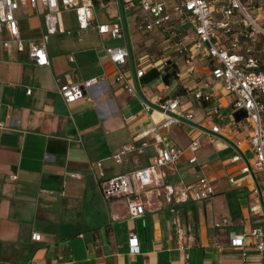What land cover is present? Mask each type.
I'll list each match as a JSON object with an SVG mask.
<instances>
[{
	"label": "crops",
	"instance_id": "obj_1",
	"mask_svg": "<svg viewBox=\"0 0 264 264\" xmlns=\"http://www.w3.org/2000/svg\"><path fill=\"white\" fill-rule=\"evenodd\" d=\"M95 1L97 11L109 3ZM228 1L211 0L219 8ZM116 3L112 13L107 11L108 20L101 21L97 11L95 20L113 22L123 13L126 37L109 44L129 47L130 56L122 66L109 58L103 46L112 39L109 34H100L92 24L94 32L79 45L66 21L65 31L51 36L57 46L51 48L49 39L50 64L37 65L30 46L41 41L43 7H22L16 12L26 48L21 51L11 42L0 50V120L8 125L0 127V264H264V250L253 240L236 246L230 238L233 230L264 226V179L242 172L244 159H232L239 150L253 162L254 154L247 120L236 118L233 94L213 74L217 61L193 46L196 35L191 26L140 30L141 8L126 12L122 0ZM75 21L82 40L90 27L83 30ZM177 39L191 47L190 62L176 51ZM218 39L230 44L220 30ZM258 43L264 47V37ZM257 50L259 56L264 53V48ZM172 65L177 75L166 81L165 71ZM139 69L144 70L141 76ZM122 73L136 93L125 88L119 78ZM94 76L102 81L80 99L64 100L62 83ZM197 88L211 94L212 100L196 98ZM86 93L93 99H87ZM175 96L180 97L176 115L192 113L193 117L165 128V144L186 147L196 136L202 143L198 162L190 163L187 152L166 166V179L176 185L190 184L205 174L215 195L205 201H176L172 204L176 211H171L164 187L146 186V212L132 218L125 198L106 199L101 182L152 161L163 145L152 135L145 137L149 144L143 153L129 154L124 162L114 153L153 124L142 99L157 105ZM153 116L161 117L157 112ZM214 124L220 132L212 140ZM224 217L231 218L232 224L217 227ZM34 232L42 238L34 239ZM133 233L139 238L136 251L130 243Z\"/></svg>",
	"mask_w": 264,
	"mask_h": 264
},
{
	"label": "built area",
	"instance_id": "obj_2",
	"mask_svg": "<svg viewBox=\"0 0 264 264\" xmlns=\"http://www.w3.org/2000/svg\"><path fill=\"white\" fill-rule=\"evenodd\" d=\"M124 11L132 10L139 6L142 10L138 28L140 30L153 31L169 26H191L195 31L193 46L204 50L217 61L213 68V74L223 83L226 91L234 96L233 106L236 110L245 112V119L249 126V139L253 150V162L245 158L241 151H236L233 160L244 159L242 172L253 176L260 174L264 179V70L261 69L262 61L255 52V48H264L259 45L260 37H264V7L262 5L255 14L249 11L254 0H229L228 4L219 8L209 0H122ZM43 7L45 29L41 35V41L30 46V55L37 65H49L50 55L48 42L52 35L65 31V11H74L78 25L86 30L92 24L96 25L100 34H109L112 38L126 37L124 27V15L120 13L113 22H100L95 20L97 6L95 0H0V50L8 48L11 42H16L19 50L26 48L22 34L21 20L16 15L22 7L38 9ZM221 12V16H218ZM263 20V22H260ZM221 31L230 40L229 45H224L218 39V31ZM109 58L118 66L127 63L130 56L129 47L126 44L110 46L103 44ZM175 49L179 54L186 55L187 62L192 60L191 47L183 40L175 41ZM165 65H169L166 61ZM144 70L139 69L138 76L143 75ZM179 74V73H178ZM119 78L124 80V86L132 93H136V87L123 73ZM102 81L98 76L91 77L83 82L66 81L60 85V93L67 103L74 102L85 95L88 89ZM28 88V93L32 92ZM194 96L198 99L211 101L212 96L203 89L194 90ZM87 99L92 100V94L86 93ZM180 104V97H170L157 105H152L142 99L144 109L151 114L153 124L142 130L135 136V140L123 144L114 157L119 162H124L129 154L144 152L149 140L145 137L152 135L156 142L163 143L157 148L152 161L145 166L107 177L101 182V191L106 199L124 197L127 203L128 214L132 218L143 216L146 212L144 188L146 186L164 187L166 198L171 206L176 201H205L214 197L215 188L207 175H201L190 184L176 185L166 179L165 168L177 163L187 152L189 162H198V149L202 143L200 136H196L186 147H174L165 144L163 130L183 118L191 119L192 113L176 115ZM157 112L160 118L153 114ZM5 121L0 120V127L6 128ZM205 132V131H202ZM220 126L214 124L211 131V139L215 140ZM145 138V139H144ZM143 139L141 142H137ZM73 176L81 177L79 172H73ZM14 178L17 175H13ZM234 181L233 178H231ZM49 191V190H47ZM260 194L262 188L256 189ZM176 211L175 207L170 208ZM177 219H175V222ZM232 220L224 217L216 222L217 227L231 225ZM179 238H183L182 230L178 231ZM34 239L40 240L42 234L34 232ZM233 245L242 246L254 241L256 247L264 250V226H257L248 230L231 231ZM130 243L134 251L139 248V238L133 233Z\"/></svg>",
	"mask_w": 264,
	"mask_h": 264
},
{
	"label": "rangeland",
	"instance_id": "obj_3",
	"mask_svg": "<svg viewBox=\"0 0 264 264\" xmlns=\"http://www.w3.org/2000/svg\"><path fill=\"white\" fill-rule=\"evenodd\" d=\"M108 4L107 5H105V6H102V7H100V8H98V11H97V13H98V18L101 20V21H105V20H108V18H107V13L109 12V14L110 13H112V11H113V9H114V7H115V5H117V0H108ZM253 5V4H252ZM251 5V7L249 8V11L252 13V14H255L256 12H257V9L255 8V7H253ZM108 11V12H107ZM64 19H65V21H66V26H67V28L68 29H70L73 33H72V35L73 36H75L76 37V40H77V44H79V45H82V44H84L85 42H87L88 40H89V34L90 33H93L94 31H93V29H92V27L93 26H90V28H89V32H88V34L87 35H85V37L82 39V40H80L79 39V37H80V30L77 28V27H75L74 26V23L76 22L75 20V12L74 11H65L64 12ZM31 18H26V21H28L30 24H31ZM260 22H263V20H261ZM53 36V35H52ZM121 39L122 38H109L108 40H106L104 43H106V44H118V43H121ZM57 41L55 42V39H54V37H51V42H50V46H51V48H53V46H57ZM260 58H261V61L263 62V64H264V53H262V54H260Z\"/></svg>",
	"mask_w": 264,
	"mask_h": 264
},
{
	"label": "trees",
	"instance_id": "obj_4",
	"mask_svg": "<svg viewBox=\"0 0 264 264\" xmlns=\"http://www.w3.org/2000/svg\"><path fill=\"white\" fill-rule=\"evenodd\" d=\"M209 1L211 2V0H209ZM261 5H262V7H264V2L262 4H258V3H255L254 2L252 6L255 7L256 9H258ZM173 27H175V25ZM177 31H179V30H177ZM176 34H177V37H178L179 34L178 33H176ZM257 49L258 48H255V52L259 53ZM261 69L264 70V64H263V62H262ZM177 72H178V69H177V67L175 65L168 66L167 69H166V71H165V74H164L166 81H170V77H172V76H175L176 77ZM235 116H236V118L238 120L243 119L245 117V112L243 110H236L235 111Z\"/></svg>",
	"mask_w": 264,
	"mask_h": 264
}]
</instances>
